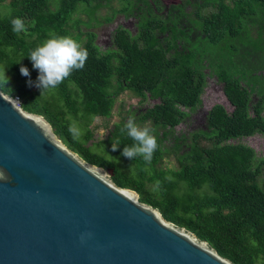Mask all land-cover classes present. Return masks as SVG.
<instances>
[{"label": "trees", "instance_id": "obj_1", "mask_svg": "<svg viewBox=\"0 0 264 264\" xmlns=\"http://www.w3.org/2000/svg\"><path fill=\"white\" fill-rule=\"evenodd\" d=\"M122 1L121 10L137 15L136 32L118 25L113 47L105 50L93 31L83 41L79 32L74 38L88 51L84 68L42 91L28 84L38 76L29 53L50 34L68 36L73 14L80 7L95 13L101 2L0 0V89L42 115L68 148L110 171L118 186L134 189L166 220L234 264H264V158L238 141L264 134V0H182L167 7L159 0ZM14 17L25 21L26 31L13 33ZM21 66L30 77L20 73ZM207 75L221 83L232 110L214 104L204 128L174 135L173 128L200 105ZM125 90L140 103L157 102L110 124ZM131 116L156 130L151 162L121 154L133 143L121 131ZM69 126L79 129L77 139ZM105 128L106 136L94 139ZM117 138L121 143L113 151ZM171 154L176 167L163 165Z\"/></svg>", "mask_w": 264, "mask_h": 264}, {"label": "water", "instance_id": "obj_2", "mask_svg": "<svg viewBox=\"0 0 264 264\" xmlns=\"http://www.w3.org/2000/svg\"><path fill=\"white\" fill-rule=\"evenodd\" d=\"M38 116L0 89V264H234L51 126L54 147Z\"/></svg>", "mask_w": 264, "mask_h": 264}, {"label": "rangeland", "instance_id": "obj_3", "mask_svg": "<svg viewBox=\"0 0 264 264\" xmlns=\"http://www.w3.org/2000/svg\"><path fill=\"white\" fill-rule=\"evenodd\" d=\"M53 4L58 0H52ZM163 7H167L170 3H179L182 0H159ZM101 4L92 13L90 10L80 7V10L73 14L70 24H74L77 21V25H71L69 27L70 33L68 36L75 37L76 34L81 32L80 41L85 39L86 31H93L95 33V43L101 50L113 47L112 45V33L118 25L129 29L132 33L137 30V15L127 13L121 10L123 6L122 0H100ZM94 13V15H93ZM93 15L92 19H89ZM89 16V17H88ZM109 18V20H107ZM157 102L155 99H146L143 103L138 102V98L129 91H123L117 98L113 107V116L111 118L110 124L116 122L126 111L131 110L133 114L142 111L146 107L151 106L153 103ZM221 104L224 108L230 112L232 110L231 104L228 102L222 91V85L219 83L213 75H207L205 78V86L201 94V103L193 111H190L188 115L176 125L172 132L174 135H188L190 132L204 128L205 117L207 111L214 104ZM264 114V113H263ZM98 118L94 119L97 122ZM108 133V128L98 130L94 139H103ZM238 141L251 146L258 157L264 158V134H255L252 136H247L239 139ZM172 141H167L166 144L171 145ZM87 144H90L88 142ZM120 161V159H117ZM163 165L167 167H176V161L171 154L166 156L163 160ZM110 173V171H108Z\"/></svg>", "mask_w": 264, "mask_h": 264}, {"label": "clouds", "instance_id": "obj_4", "mask_svg": "<svg viewBox=\"0 0 264 264\" xmlns=\"http://www.w3.org/2000/svg\"><path fill=\"white\" fill-rule=\"evenodd\" d=\"M10 23L13 33L20 34L26 31L25 21L20 17L12 18ZM28 57L33 63V68L38 70L36 81L33 82L29 79L28 84L32 86L35 83V86L43 91L58 87L74 71L82 70L88 59V51L72 36L50 34V37L32 50ZM20 73L23 76L30 77L29 69L25 66L20 67ZM6 83L7 79L5 77ZM16 101L19 102L17 99ZM44 120L43 116H38L36 124L39 126ZM68 131L73 135V139H77L80 135L78 128L69 126ZM121 131L126 132V135L133 141L131 145L124 147L121 154L129 159L140 156L145 162H151L155 151L158 149L155 128L147 125L140 126L135 121V117L131 116ZM42 134L54 147H62L52 138L50 123L43 124ZM120 143L121 141L118 138L113 141V151L118 148ZM159 183V181H156L157 187Z\"/></svg>", "mask_w": 264, "mask_h": 264}, {"label": "built area", "instance_id": "obj_5", "mask_svg": "<svg viewBox=\"0 0 264 264\" xmlns=\"http://www.w3.org/2000/svg\"><path fill=\"white\" fill-rule=\"evenodd\" d=\"M15 98H16L17 100H19V98H18L17 96H15Z\"/></svg>", "mask_w": 264, "mask_h": 264}]
</instances>
